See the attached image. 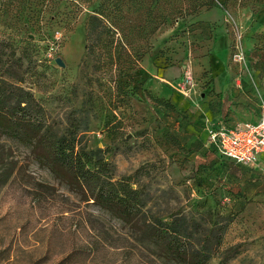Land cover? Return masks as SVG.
<instances>
[{"label":"rangeland","instance_id":"obj_1","mask_svg":"<svg viewBox=\"0 0 264 264\" xmlns=\"http://www.w3.org/2000/svg\"><path fill=\"white\" fill-rule=\"evenodd\" d=\"M231 68L264 77V0H0V76L33 94L46 127L103 150L141 214L189 227L209 264H264V163L209 145L208 103ZM83 199L0 133V264H177L142 222Z\"/></svg>","mask_w":264,"mask_h":264},{"label":"trees","instance_id":"obj_2","mask_svg":"<svg viewBox=\"0 0 264 264\" xmlns=\"http://www.w3.org/2000/svg\"><path fill=\"white\" fill-rule=\"evenodd\" d=\"M97 17L90 19L87 31L89 41L98 27ZM38 104L32 93L12 85L0 76V133L27 144L33 149L36 160L47 167L56 179L92 200L125 224L135 227L145 225L148 238L171 261L177 264H209L211 247L207 242L194 245L193 232L182 229L179 220L171 223L160 218L149 220L141 214L140 202L130 186L114 181L111 167L103 150L77 151L73 143L59 138L39 118ZM215 153L222 161H231ZM237 164V163H235ZM223 228L217 229V242L222 241Z\"/></svg>","mask_w":264,"mask_h":264},{"label":"crops","instance_id":"obj_3","mask_svg":"<svg viewBox=\"0 0 264 264\" xmlns=\"http://www.w3.org/2000/svg\"><path fill=\"white\" fill-rule=\"evenodd\" d=\"M217 73V72H216ZM215 74V73H214ZM242 74H245L242 72ZM259 69L252 70L251 80L247 75L241 79V71L228 69L226 72L217 73L216 92L220 100V106L207 107V118L218 125L236 127L242 124H257L261 120L262 105L264 102V77ZM264 163V162H262Z\"/></svg>","mask_w":264,"mask_h":264},{"label":"built area","instance_id":"obj_4","mask_svg":"<svg viewBox=\"0 0 264 264\" xmlns=\"http://www.w3.org/2000/svg\"><path fill=\"white\" fill-rule=\"evenodd\" d=\"M185 79L192 83V73L187 71ZM209 145L222 157L240 165L264 162V104L261 120L257 124L247 123L236 127L218 125L210 129Z\"/></svg>","mask_w":264,"mask_h":264},{"label":"water","instance_id":"obj_5","mask_svg":"<svg viewBox=\"0 0 264 264\" xmlns=\"http://www.w3.org/2000/svg\"><path fill=\"white\" fill-rule=\"evenodd\" d=\"M56 63L61 67H65V64L61 58L56 59Z\"/></svg>","mask_w":264,"mask_h":264}]
</instances>
